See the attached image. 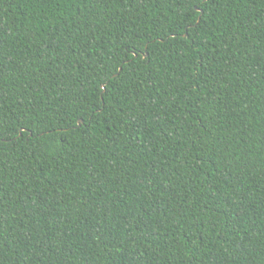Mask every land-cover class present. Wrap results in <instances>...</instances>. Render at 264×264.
<instances>
[{"label": "trees", "instance_id": "1", "mask_svg": "<svg viewBox=\"0 0 264 264\" xmlns=\"http://www.w3.org/2000/svg\"><path fill=\"white\" fill-rule=\"evenodd\" d=\"M0 264H264V0H0Z\"/></svg>", "mask_w": 264, "mask_h": 264}]
</instances>
